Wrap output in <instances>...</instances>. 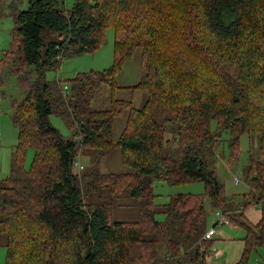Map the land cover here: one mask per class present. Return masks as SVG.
Listing matches in <instances>:
<instances>
[{"label":"trees","instance_id":"1","mask_svg":"<svg viewBox=\"0 0 264 264\" xmlns=\"http://www.w3.org/2000/svg\"><path fill=\"white\" fill-rule=\"evenodd\" d=\"M27 3L23 11L12 7L15 28L0 59L25 93L10 103L17 144L0 180L4 264H207L203 197L170 198L158 221L152 186L202 183L212 208L237 224L240 211L225 200L215 149L226 142L233 162L241 137L257 135L258 157L250 156L243 169L249 186L243 208L264 199V0H75L70 9L64 0ZM109 28L108 69L46 79L63 59L98 50ZM137 48L136 87L148 93L145 104L133 109L111 100L108 110H93L97 90L115 88ZM124 112L114 141L113 122ZM52 116L70 120L74 132L63 136ZM113 149L132 173L74 170L83 152L103 158ZM123 196L134 200L137 221L112 220L113 204ZM259 209L255 227L240 222L245 237L237 264L264 247V202Z\"/></svg>","mask_w":264,"mask_h":264},{"label":"rangeland","instance_id":"2","mask_svg":"<svg viewBox=\"0 0 264 264\" xmlns=\"http://www.w3.org/2000/svg\"><path fill=\"white\" fill-rule=\"evenodd\" d=\"M75 0H64L66 9H70ZM14 3L13 6H11ZM23 11L28 7L27 0H3L0 16V59L6 52L11 43V32L15 28L12 15L13 8ZM114 34L112 29H107L104 34V40L101 47L93 53H86L80 56L63 59L58 68L46 73V79L49 81H67L73 79L78 73H87L90 71H103L108 69L113 63ZM140 58L141 49H135L131 58L126 60L117 76L114 79L115 88L110 85L101 86L92 100V109L95 111H105L110 108L111 100L129 102L133 109H140L148 99V93L138 89L136 86L140 80ZM66 84H62L63 87ZM25 93L21 91L15 82V77L9 72L8 68L0 64V173H6L0 180L7 178L10 168V156L17 144V131L11 121L12 100H22ZM52 126L60 131L63 136H70L75 126L70 120L63 121L60 118L52 116L50 118ZM126 112L116 118L113 122L112 132L113 140L117 141L125 126ZM216 127L211 124V130ZM227 135H223L226 140ZM239 155L233 162H229V149L226 142H221L215 149V165L221 183L224 186L225 198L235 199L240 195H245L249 188L245 183L243 169L248 163L250 156L257 158L260 147L259 136H242L239 143ZM100 152L96 150L85 151L77 159L83 169L74 167L75 171L90 172L98 170L100 173H132V170L125 167L121 162L120 151L113 149L99 158ZM33 158V152L28 151L25 159V169L29 170ZM99 162V165H96ZM235 179L238 182L235 183ZM154 195V204L157 212L156 220H163V206L169 202V199L177 195L194 194L203 197V207L206 212L207 226L216 223L215 212L212 208L209 198L204 194V185L202 183H186L178 186H171L164 183H154L152 186ZM111 218L114 221L134 222L138 219V209L132 198L123 196L117 199L113 204ZM212 227V226H210ZM209 227V228H210ZM221 226H216L215 231ZM243 232L242 230H240ZM244 233H242L243 235ZM4 243V236L0 238ZM159 255L161 248H158Z\"/></svg>","mask_w":264,"mask_h":264},{"label":"crops","instance_id":"3","mask_svg":"<svg viewBox=\"0 0 264 264\" xmlns=\"http://www.w3.org/2000/svg\"><path fill=\"white\" fill-rule=\"evenodd\" d=\"M5 174L3 170V172L0 173V179L4 177ZM225 200L232 205L233 209H238L240 211L241 217L237 224L230 222L229 225H217L215 223L210 225L212 226L210 227L207 226L206 222V231L213 227L216 228V226H221L219 227L220 229L215 231V234L209 241L211 242L208 248L210 258L209 261H206L207 264H237L243 253V238L245 237V230L242 229L240 222L255 227L261 221V211L258 207L249 206L243 208V203L245 201L244 195H240L235 199L225 198ZM242 233L244 234L242 235ZM4 257L5 249L0 247V264H4ZM246 264H264V247L255 248L249 255Z\"/></svg>","mask_w":264,"mask_h":264},{"label":"built area","instance_id":"4","mask_svg":"<svg viewBox=\"0 0 264 264\" xmlns=\"http://www.w3.org/2000/svg\"><path fill=\"white\" fill-rule=\"evenodd\" d=\"M58 81H62V80H59L58 79ZM67 92H68L67 85H64L62 87V93H63V95L66 96L67 95ZM76 167L79 170H82L83 169V166L79 162H76ZM234 181H235V183H237L238 182V179H235ZM262 202H264V199L262 201H260V202L255 203L254 206L260 208ZM215 217H216V224L217 225H229V223H230L228 217L221 210H219V209L216 210ZM214 234H215V228L213 227V228L205 231V233H204V235L202 236L201 239H202V241H205V242L210 241L211 238H212V236ZM203 253H204L205 260L206 261H209L210 254H208V250L203 249Z\"/></svg>","mask_w":264,"mask_h":264}]
</instances>
